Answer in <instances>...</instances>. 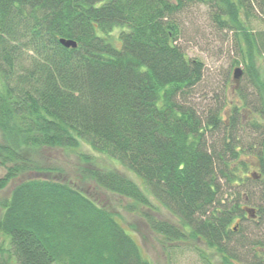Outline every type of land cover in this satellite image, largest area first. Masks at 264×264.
I'll return each mask as SVG.
<instances>
[{
  "label": "trees",
  "instance_id": "16d2710c",
  "mask_svg": "<svg viewBox=\"0 0 264 264\" xmlns=\"http://www.w3.org/2000/svg\"><path fill=\"white\" fill-rule=\"evenodd\" d=\"M195 2L243 35L241 100L229 118L188 100L205 67L178 43L177 16ZM255 13L264 22V0H0V193L23 174L50 172L37 160L45 150L79 154L86 144L144 182L95 162L84 171L163 246L191 238L226 264H264V234L236 223L249 217L242 202L257 200V181L242 177L251 161L239 151L240 111L264 151V33L245 25ZM150 195L178 223L152 216ZM260 195L248 218L257 229ZM0 211V264H152L113 212L63 178L23 180Z\"/></svg>",
  "mask_w": 264,
  "mask_h": 264
},
{
  "label": "rangeland",
  "instance_id": "374dc122",
  "mask_svg": "<svg viewBox=\"0 0 264 264\" xmlns=\"http://www.w3.org/2000/svg\"><path fill=\"white\" fill-rule=\"evenodd\" d=\"M255 14L257 17L252 18L248 23H246V17H243V15L241 17L244 24L246 23L245 25L249 32L255 31L258 33L264 30V22L260 15ZM177 19L181 27V38L178 43L192 60L200 61L205 67L202 81L194 89L195 93L192 96H188V100L200 114L220 106L222 108V118L224 119V115L227 116L226 114L233 109V104H238L241 100L240 92L232 97L231 91L233 71L235 68L243 67L242 65L237 66L238 64L236 63L241 59L239 49V41L243 38L241 30L237 31L220 26L214 19L213 11L207 5L198 2L190 3L185 11L177 16ZM239 114H241L239 116L242 119L241 125L237 129L241 137L239 151L245 150L242 158L244 161L249 159L254 162L258 159L259 142L263 141V139L259 133H255L254 127L250 125L253 117L250 118V115L242 111ZM227 121L229 119H226ZM250 148H253L251 152L248 151ZM78 153L45 150L43 156L37 160L50 172L40 174L38 171H32L19 176L11 181L6 189L0 193V200L8 198L13 189L23 180L31 178H63L91 197L99 205L113 212L123 226L128 229V232L136 237L143 253L152 264H226L219 252L209 249L206 243L195 241L191 238H188L182 244L179 243L174 246L165 244L163 246L143 219L129 213L126 210V204L119 197L98 189L92 180L84 177V171L87 168H95L92 165L95 162L94 164L97 166L118 170V172L131 179L143 190L145 189L144 182L135 174L123 168L121 163L94 151L86 144L81 145ZM85 156L92 158V161L84 159ZM250 172L253 173L251 170H247L242 174V177L251 178L252 175H255ZM55 173L60 174L57 176ZM5 175L6 168L0 166V178ZM251 185L253 189H256L254 194L257 200L252 199L254 202L252 204H248L246 200L242 203L244 206L253 208L258 204L260 205V200L262 199L260 194L261 191H264V185L259 182ZM149 197L154 205L151 212L152 216L174 224L178 223L158 200L152 195ZM229 197V194H227L224 199L226 200ZM246 217L245 221L237 220L236 223L241 224L240 228H244L246 233L254 232L255 236H262L264 234V221L260 229H257L255 227L257 224L250 222L249 217ZM1 240L0 238V243ZM251 257L252 255H249V262ZM12 264H17V262L13 260ZM238 264L245 263L238 262Z\"/></svg>",
  "mask_w": 264,
  "mask_h": 264
},
{
  "label": "flooded vegetation",
  "instance_id": "af4514ba",
  "mask_svg": "<svg viewBox=\"0 0 264 264\" xmlns=\"http://www.w3.org/2000/svg\"><path fill=\"white\" fill-rule=\"evenodd\" d=\"M255 32V31H254ZM262 33H264V30L263 31H260ZM259 32V33H260ZM256 33V32H255ZM240 68V67H239ZM237 68L234 69V71L236 70ZM234 71H233V78H232V84H231V91H232V97H234L235 95H238V92L241 88V83H242V78H241V81L239 83V85L237 86L235 83H234ZM232 99V98H231ZM233 102V101H232ZM232 104V103H231ZM234 105V104H233ZM228 117L230 115H232V110L229 111L227 114H226ZM238 115H241V114H238ZM231 124V121H227L226 122V125L227 127H229ZM260 156H262L264 154V151L262 152H259ZM260 156H257L258 159H256V161L254 162H251L249 167L247 168V170H251L253 173L251 174H255V175H252V177L254 178L255 181L261 183L262 185H264V168L262 166V163H261V160H260ZM246 207V206H245Z\"/></svg>",
  "mask_w": 264,
  "mask_h": 264
},
{
  "label": "water",
  "instance_id": "95a60500",
  "mask_svg": "<svg viewBox=\"0 0 264 264\" xmlns=\"http://www.w3.org/2000/svg\"><path fill=\"white\" fill-rule=\"evenodd\" d=\"M61 43L68 48H77V43L75 41H67V40H61ZM243 70L241 68H237L234 71V83L238 86L241 78L243 77ZM247 213L249 215L250 218L254 219L256 217V212L253 209L248 208Z\"/></svg>",
  "mask_w": 264,
  "mask_h": 264
}]
</instances>
